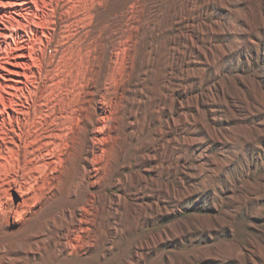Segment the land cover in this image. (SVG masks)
<instances>
[{
  "label": "bare ground",
  "instance_id": "bare-ground-1",
  "mask_svg": "<svg viewBox=\"0 0 264 264\" xmlns=\"http://www.w3.org/2000/svg\"><path fill=\"white\" fill-rule=\"evenodd\" d=\"M107 1L0 0V264H108L145 223L141 191L131 192L141 181L119 175L129 152L138 167L152 163L154 141L142 143V130L170 109L151 91L146 110L125 112L112 94L129 29L101 18L95 7ZM111 44L113 56H96ZM163 44L167 58L171 39ZM179 99L183 111L190 94ZM113 187L120 193L110 194ZM154 246L140 240L122 264H143Z\"/></svg>",
  "mask_w": 264,
  "mask_h": 264
},
{
  "label": "rangeland",
  "instance_id": "rangeland-1",
  "mask_svg": "<svg viewBox=\"0 0 264 264\" xmlns=\"http://www.w3.org/2000/svg\"><path fill=\"white\" fill-rule=\"evenodd\" d=\"M123 1L95 7L104 21L129 29L111 92L125 112L137 104L146 110L151 91L170 111L142 130V143L154 141L147 169L130 152L124 161L130 166L119 178L141 181L131 192L141 191L145 223L108 264L131 259L134 245L148 238L155 246L143 264H264V0H137L120 17ZM168 37L173 48L165 58ZM183 91L190 99L180 111ZM121 134L127 138L124 121Z\"/></svg>",
  "mask_w": 264,
  "mask_h": 264
}]
</instances>
